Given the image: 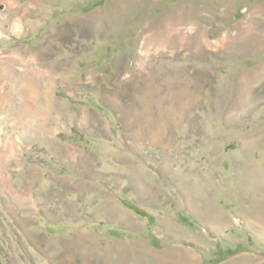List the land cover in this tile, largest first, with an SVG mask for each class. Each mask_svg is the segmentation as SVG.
<instances>
[{
	"label": "rangeland",
	"instance_id": "374dc122",
	"mask_svg": "<svg viewBox=\"0 0 264 264\" xmlns=\"http://www.w3.org/2000/svg\"><path fill=\"white\" fill-rule=\"evenodd\" d=\"M0 264H264V0H0Z\"/></svg>",
	"mask_w": 264,
	"mask_h": 264
}]
</instances>
